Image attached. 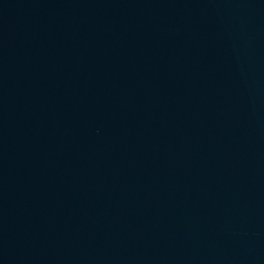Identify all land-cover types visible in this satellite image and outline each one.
Wrapping results in <instances>:
<instances>
[{"label": "water", "instance_id": "obj_1", "mask_svg": "<svg viewBox=\"0 0 264 264\" xmlns=\"http://www.w3.org/2000/svg\"><path fill=\"white\" fill-rule=\"evenodd\" d=\"M0 264H264V0H0Z\"/></svg>", "mask_w": 264, "mask_h": 264}]
</instances>
